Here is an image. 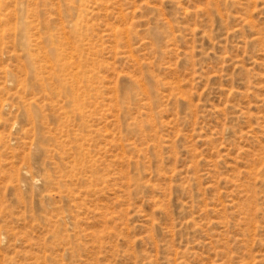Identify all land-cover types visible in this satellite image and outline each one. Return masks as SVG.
I'll list each match as a JSON object with an SVG mask.
<instances>
[{
    "label": "rangeland",
    "instance_id": "374dc122",
    "mask_svg": "<svg viewBox=\"0 0 264 264\" xmlns=\"http://www.w3.org/2000/svg\"><path fill=\"white\" fill-rule=\"evenodd\" d=\"M0 264H264V0H0Z\"/></svg>",
    "mask_w": 264,
    "mask_h": 264
}]
</instances>
